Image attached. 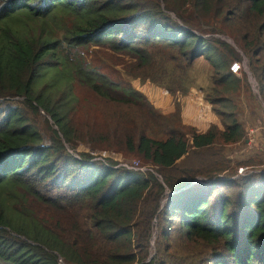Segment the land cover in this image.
I'll return each mask as SVG.
<instances>
[{
    "label": "trees",
    "instance_id": "trees-1",
    "mask_svg": "<svg viewBox=\"0 0 264 264\" xmlns=\"http://www.w3.org/2000/svg\"><path fill=\"white\" fill-rule=\"evenodd\" d=\"M58 14L70 23L51 25ZM213 18L209 31L232 44L201 32ZM234 19L240 25L222 26ZM88 45L171 94L188 90V68L201 56L214 84L236 90L230 66L245 56L264 100V0H0V264H264V173L219 176L210 149L244 134L228 98L210 99L223 129L197 132L181 123L178 102L161 115L127 80L96 69L83 54ZM71 81L163 122V139L126 135L146 170L66 151ZM203 152L210 162L186 163ZM223 186L244 189L234 198ZM194 244L212 251H191Z\"/></svg>",
    "mask_w": 264,
    "mask_h": 264
},
{
    "label": "rangeland",
    "instance_id": "rangeland-1",
    "mask_svg": "<svg viewBox=\"0 0 264 264\" xmlns=\"http://www.w3.org/2000/svg\"><path fill=\"white\" fill-rule=\"evenodd\" d=\"M224 14L225 12H223L221 18ZM218 20V18L206 19V21L201 24L203 25L201 32H207L204 34L205 36L220 38L232 44L233 42L230 37L223 35L219 36L218 33H212L207 28V25H214L216 23L215 21ZM68 23H70L69 19L64 14H58L55 22L52 20L50 21L51 25H66ZM231 25L237 26L240 25V23H238L236 19L222 23L224 27H231ZM235 26L233 28H235ZM55 29L58 28L55 26ZM213 43L214 47L218 50V43ZM82 51L86 59L90 61L96 69L105 73L113 80H127L134 89V83L138 81L141 83L147 81L151 82L148 79L127 76L124 73L123 65L120 64V58L122 57L115 59L111 53L105 51L101 47L88 45V47L83 48ZM260 61L264 63V55L260 57ZM237 62L240 64V70L236 75L240 79V82L236 90L225 91L222 89L221 85L214 84L211 79L212 68L209 62L202 56L195 59L189 66V79L186 83L183 82V85H185L187 89L190 88V86H196L193 88L200 90L205 98H208L207 101L209 103L210 99L216 95L228 98V101L225 102L229 105L228 110H233L235 112L236 119L240 121L244 127V134L237 142L223 143L218 141L210 149L219 159V167H223V170L219 171L218 175L226 176L235 171L236 173L231 177L240 179L254 173H264V100L259 93L258 82L249 70L247 58L243 56L242 60H237ZM213 87L218 89L217 94L212 91ZM71 88L73 92V102L69 107L70 116L68 125L71 129L72 141L70 144L65 143L64 147L66 151L73 153L76 157H78L80 153H85L95 159L111 158L120 163L140 165L141 160L138 156L127 149L125 143L126 135L132 136L134 141L137 140L141 132L153 138L163 139L166 137V134L163 132V122L157 116L152 115L146 111V109L142 108L141 105H126L101 97L91 90V88L77 81H71ZM155 93L159 94L160 91L155 89ZM176 102L177 101L174 102L175 109ZM213 107L221 108L220 105L212 106V108ZM155 111L159 113L158 110L155 109ZM41 115H43V117L46 116L43 111ZM37 119L39 121L38 125L41 124L40 128L42 129L43 142L49 144L50 140L45 131L46 127L42 124V118L40 119V117H38ZM170 123L172 126L179 128L175 119H172ZM53 128L56 127L53 125ZM202 158L208 162L212 160L210 152H203L198 157L190 155L185 161L187 164L193 162L194 165H198L199 160ZM144 165L147 167L150 166V164L147 163ZM239 168L242 170L239 171ZM200 179L205 178L197 177L198 181ZM222 189L236 198L240 195L239 192L243 191L244 188L239 186H223ZM38 214L40 216L45 214V218H50L51 215H54L52 212H42V209L38 211ZM155 235L156 228H154L152 243ZM176 246L181 252L183 251L181 242H176ZM189 248L191 251L197 252L208 251L211 253L212 251L210 247H206L203 244L190 245ZM150 252L151 254L154 253L153 244Z\"/></svg>",
    "mask_w": 264,
    "mask_h": 264
},
{
    "label": "crops",
    "instance_id": "crops-1",
    "mask_svg": "<svg viewBox=\"0 0 264 264\" xmlns=\"http://www.w3.org/2000/svg\"><path fill=\"white\" fill-rule=\"evenodd\" d=\"M134 87L141 92L153 104L154 108L161 114H169L174 111L175 104L179 103V117L184 125L195 128L197 132L206 131L211 125L223 129V124L219 115L212 109L200 90L190 86L185 92L171 94L166 89L157 86L151 82H136ZM145 87V88H144ZM155 89L160 93L156 94Z\"/></svg>",
    "mask_w": 264,
    "mask_h": 264
},
{
    "label": "built area",
    "instance_id": "built-area-1",
    "mask_svg": "<svg viewBox=\"0 0 264 264\" xmlns=\"http://www.w3.org/2000/svg\"><path fill=\"white\" fill-rule=\"evenodd\" d=\"M230 69L232 72L238 73L240 70V64L237 61H235L231 64ZM119 164L126 167V168H137V169H140L142 171L147 169V167L145 165L140 166V165H134V164H127V163H119ZM241 170L242 169L239 168V171H241Z\"/></svg>",
    "mask_w": 264,
    "mask_h": 264
}]
</instances>
